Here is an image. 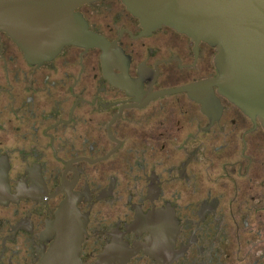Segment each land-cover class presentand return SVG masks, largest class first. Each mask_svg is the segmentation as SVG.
I'll return each mask as SVG.
<instances>
[{
  "label": "flooded vegetation",
  "instance_id": "af4514ba",
  "mask_svg": "<svg viewBox=\"0 0 264 264\" xmlns=\"http://www.w3.org/2000/svg\"><path fill=\"white\" fill-rule=\"evenodd\" d=\"M75 11L100 46L34 62L0 31V264L75 233L78 264H264V128L216 48L122 0Z\"/></svg>",
  "mask_w": 264,
  "mask_h": 264
},
{
  "label": "water",
  "instance_id": "95a60500",
  "mask_svg": "<svg viewBox=\"0 0 264 264\" xmlns=\"http://www.w3.org/2000/svg\"><path fill=\"white\" fill-rule=\"evenodd\" d=\"M95 0H0V31L30 61L54 58L66 45L100 46L75 11ZM149 30L170 27L217 50L219 91L264 128V0H122ZM78 230V227L75 228ZM58 240L41 264H78L80 234Z\"/></svg>",
  "mask_w": 264,
  "mask_h": 264
}]
</instances>
